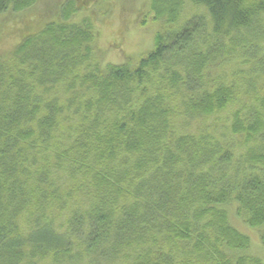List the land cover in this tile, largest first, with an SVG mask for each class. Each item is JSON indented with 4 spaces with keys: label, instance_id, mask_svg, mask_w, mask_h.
<instances>
[{
    "label": "trees",
    "instance_id": "trees-1",
    "mask_svg": "<svg viewBox=\"0 0 264 264\" xmlns=\"http://www.w3.org/2000/svg\"><path fill=\"white\" fill-rule=\"evenodd\" d=\"M36 2L0 0V17ZM193 2L210 21L171 38L159 33L134 70L110 65L108 77L81 76L95 63L93 36L68 23L72 4L67 25H47L0 60V264H264L246 254L250 239L227 210L235 205L264 242V42L256 31L239 34L264 13V0ZM182 7L153 0L151 9L159 21L179 18ZM234 59L248 67L231 69ZM89 83L96 97L83 102L88 111L73 130L59 92ZM251 88L262 95L254 104ZM244 93L232 140L200 123L196 133L179 130L182 115L223 113ZM95 104L117 114L100 113L85 128Z\"/></svg>",
    "mask_w": 264,
    "mask_h": 264
},
{
    "label": "rangeland",
    "instance_id": "rangeland-1",
    "mask_svg": "<svg viewBox=\"0 0 264 264\" xmlns=\"http://www.w3.org/2000/svg\"><path fill=\"white\" fill-rule=\"evenodd\" d=\"M36 4L29 9L17 13H10L5 17H0V60H8L17 52L19 46L22 45L25 37L36 35L41 32L47 25L50 24H66L64 19V11L72 4L74 13L70 21L71 25H77L82 28H89L93 36L89 46L92 48L91 57L95 62L91 68L82 67L81 76L83 74L90 75L96 72V76L103 75L108 77L110 65H128L134 70L141 61L155 48V40L159 33L171 38L179 31L183 30L194 21L200 19L210 21V16L206 8L198 6L193 0H182L183 7L181 9L180 17L159 15L162 20H155V14L152 12L153 0H36ZM171 1V0H170ZM258 1V0H256ZM256 31V39L264 42V13L257 16L253 26L250 30H242L240 35L251 37ZM90 32V31H89ZM227 49L231 47V43L227 41ZM236 56H234L235 58ZM243 62V61H242ZM239 64V60L234 59L230 65L231 69L242 68L248 66ZM21 66V62L17 63ZM27 67L22 68L23 72ZM16 74V72H15ZM108 74V75H107ZM210 78L214 81L220 77V74L211 73ZM227 76L223 73V77ZM16 78H22L19 73ZM228 77V76H227ZM225 77V78H227ZM98 80V79H97ZM233 84L236 81L231 82ZM92 85V84H91ZM90 83L87 86L77 84L76 87L68 88L69 93L66 92L67 87H62L59 94L62 92V100L67 105L66 114L62 117L63 121L70 125L74 130L77 125L81 124L80 115L78 112L88 111L83 106V102L91 100L96 97V92ZM241 90H246V86L241 82L239 85ZM258 88L250 89L249 97L255 98L261 96L258 94ZM56 93V91H53ZM58 93V92H57ZM86 97H75L85 95ZM244 93L243 98L240 99L237 106H231L227 111L197 119L189 118L188 115H182L176 122L179 124L181 133L189 132L196 133L198 124L205 125L204 129H209L210 135L218 139V141L232 140L230 135V127L234 121V113L241 110L243 102L248 99ZM69 96V97H68ZM68 97V98H67ZM181 98V96H179ZM255 104H259L256 102ZM97 104L91 111V117L86 122L85 128H93L96 125V120L100 113H108L115 116V110H109ZM102 120V119H101ZM80 127V126H79ZM228 135V136H227ZM70 143V142H69ZM68 143V144H69ZM61 175L67 177L66 170L58 167ZM65 172V174H64ZM62 189V187H59ZM65 189V188H64ZM77 197L76 195H74ZM73 200V198H72ZM71 205V203H70ZM232 205V204H231ZM32 208V207H31ZM230 225L245 234L250 243L246 254L264 260V242L262 234L259 229H254L239 216L237 207L234 205L228 207ZM57 220H63L67 213L62 210H55L53 213Z\"/></svg>",
    "mask_w": 264,
    "mask_h": 264
}]
</instances>
